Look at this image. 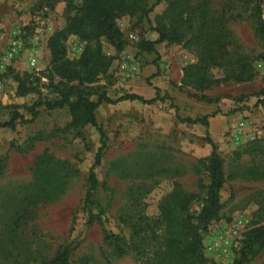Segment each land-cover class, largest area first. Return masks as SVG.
I'll list each match as a JSON object with an SVG mask.
<instances>
[{
  "label": "rangeland",
  "instance_id": "374dc122",
  "mask_svg": "<svg viewBox=\"0 0 264 264\" xmlns=\"http://www.w3.org/2000/svg\"><path fill=\"white\" fill-rule=\"evenodd\" d=\"M178 1L191 8L208 4L215 45L208 48L192 32L181 44L141 52L139 43L158 34L139 14L117 20L127 41L124 51L103 43L112 66L94 85L101 92L113 100L125 94L152 99L159 89L172 100L103 103L97 110L107 138L96 169L95 220L89 223L84 209L101 147L94 127L67 131V108L42 107L34 123L0 129V264H49L65 246L72 252L70 264H230L247 233L264 225V39L256 21L258 6L264 20V0ZM148 2L153 6L156 0ZM70 3L82 0H0L1 121L9 120L11 105L31 119L24 107L39 95L16 97L17 77L33 83L42 99L53 97L44 77L51 60L48 40L64 27ZM168 5L162 0L154 6L150 23L168 22ZM15 40L23 48L11 62L3 61ZM86 46L70 36L67 56L80 58ZM34 49L36 68L29 64ZM242 64L253 74L249 81L236 78ZM203 77L220 82L200 91L195 84ZM204 96L211 101L200 100ZM206 115H214L208 128L180 121ZM208 133L224 162L223 208L194 260L177 263L166 249L170 236L182 230L179 197L197 196L189 205L193 215L206 198L210 179L202 161L212 152ZM105 232L122 239L126 254H116ZM248 264H264V250Z\"/></svg>",
  "mask_w": 264,
  "mask_h": 264
},
{
  "label": "trees",
  "instance_id": "16d2710c",
  "mask_svg": "<svg viewBox=\"0 0 264 264\" xmlns=\"http://www.w3.org/2000/svg\"><path fill=\"white\" fill-rule=\"evenodd\" d=\"M161 1L156 0L153 6L149 5L148 0H82L79 5L70 3L64 27L57 30L48 40L51 60L44 77L48 81L47 86L53 97L51 99H42L41 92L33 83H29L25 78L17 77L16 97H26L30 94L39 95L31 106L24 107L31 115V119H26L19 112L20 107L18 105H11L9 120H0V129L9 128L15 130V127L19 124L34 123L38 117L39 109L42 107L47 110L67 108L71 116L70 124L66 125L67 131H76L87 125L97 130L100 135L101 147L90 170L84 205L89 223L96 218L93 213L94 192L99 184L96 169L102 163L107 138L103 128L99 126L97 121L96 113L99 107L103 103L115 105L123 101H138L151 105L157 101L172 100L168 95L160 96L159 89H157L156 97L152 99H145L138 94H125L113 100L106 93L101 92L99 86H94L101 77L108 76L107 74L112 66V58L104 52L103 43H108L119 52L124 51L127 47L124 34L118 24H116L117 20L124 16L135 17L137 14L148 20L150 29L158 34V39L155 41L143 40L139 43V50L148 54L157 53L156 46L162 43L181 44L186 34L192 32L196 33L195 38L202 39L204 45L208 48L217 42L212 35L213 19L210 17L207 3H200L197 7L191 8L182 1L166 0L169 5L164 18H167L168 22L163 23L159 20L155 22L156 25L154 26L150 23L149 15L154 10V6ZM256 11L257 33L264 39V20L261 17V8L259 6L256 7ZM70 36H76L87 43L84 52L78 59L72 60L67 56L65 42ZM211 55L215 58L212 53ZM9 71L13 70L9 68ZM156 75H158L157 72L153 76ZM236 78L239 81H249L253 78V74L242 64ZM35 80L36 83L40 84L41 78H35ZM219 82L220 80L203 77L196 81L197 85L195 84V86L200 91H203ZM199 98L200 100L211 101L206 96ZM259 104L264 106V99H261ZM211 117H214V115L185 118L180 119V121L208 128ZM206 140L212 146L211 154L202 161L210 179L206 198L199 214L193 215L189 212V205L197 196H183L182 194L179 197V206L185 213V217L180 224L182 230L177 233L178 235L170 236V243L166 249L167 254L174 258L177 263H189L194 260L203 237L209 232L210 223L219 217L223 208L221 191L227 180L224 173V162L217 151V145L209 133ZM1 172L2 168L0 166V174ZM104 240L114 248L118 256L126 254L125 245L118 235L105 232ZM263 250L264 225H261L247 233L236 258L230 264H248ZM71 256L70 248L65 246L56 253L49 264H70Z\"/></svg>",
  "mask_w": 264,
  "mask_h": 264
},
{
  "label": "built area",
  "instance_id": "2783aa9c",
  "mask_svg": "<svg viewBox=\"0 0 264 264\" xmlns=\"http://www.w3.org/2000/svg\"><path fill=\"white\" fill-rule=\"evenodd\" d=\"M23 42L21 40H15L11 43L8 50L5 52V55L3 57V61L5 62H11L16 58V56L19 54L21 48H23ZM33 55L29 59V64L32 68H36L38 64V59L36 58L37 51L36 49L33 50Z\"/></svg>",
  "mask_w": 264,
  "mask_h": 264
}]
</instances>
